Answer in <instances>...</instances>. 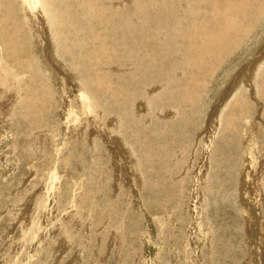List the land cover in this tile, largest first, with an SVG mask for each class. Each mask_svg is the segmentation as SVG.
<instances>
[{"label": "rangeland", "instance_id": "374dc122", "mask_svg": "<svg viewBox=\"0 0 264 264\" xmlns=\"http://www.w3.org/2000/svg\"><path fill=\"white\" fill-rule=\"evenodd\" d=\"M50 1L0 0V264H264V0Z\"/></svg>", "mask_w": 264, "mask_h": 264}, {"label": "bare ground", "instance_id": "6f19581e", "mask_svg": "<svg viewBox=\"0 0 264 264\" xmlns=\"http://www.w3.org/2000/svg\"><path fill=\"white\" fill-rule=\"evenodd\" d=\"M31 1H32V0H31ZM35 1H36V0H35ZM56 1H57V0H56ZM66 1H67V0H66ZM66 1H65V2H66ZM74 1H76V0H74ZM82 1H83V0H82ZM89 1H90V0H89ZM91 1H92V0H91ZM99 1H100V0H99ZM107 1H108V0H107ZM114 1H116V0H114ZM127 1H129V0H127ZM216 1H217V0H216ZM218 1H219V0H218ZM220 1H221V0H220ZM220 1H219V2H220ZM224 1H225V0H223V3L225 4L226 2H224ZM226 1H227V0H226ZM236 1H237V0H236ZM241 1H242V0H241ZM243 1H244V0H243ZM254 1H255V0H254ZM258 1H259V0H258ZM15 2H16V1H15ZM18 2H19V1H18ZM18 2H17V3H18ZM20 2H22V1H20ZM50 2H53V1L51 0ZM79 2H81V0H79ZM79 2H78V3H79ZM83 2H84V1H83ZM94 2H95V0H94ZM112 2H113V1H112ZM132 2L134 3L135 1L132 0ZM132 2L129 1V3H132ZM144 2H145V0H144ZM177 2H178V1H177ZM214 2H215V1H214ZM228 2H229V0H228ZM228 2H227V3H228ZM230 2H231V1H230ZM244 2H245V1H244ZM244 2H243V3H244ZM256 2H257V1H256ZM25 3H26V6H27V5H28L27 2H25ZM53 3H54V2H53ZM56 3H57V2H55V4H56ZM58 3H59V1H58ZM58 3H57V4H58ZM67 3H68V1H67ZM69 3H70V2H69ZM75 3H76V2H75ZM78 3H77V4H78ZM86 3H87V1H86ZM86 3H85V4H86ZM92 3H93V2H92ZM92 3H91V4H92ZM97 3H98V2H97ZM133 3H132V4H133ZM215 3H216V2H215ZM220 3H221V2H220ZM232 3H233V1H232ZM23 4H24V3H23ZM46 4H47V3H46ZM60 4H62V3H60ZM60 4H58V5H60ZM64 4H65V3H64ZM71 4H73V3H71ZM87 4H88V3H87ZM87 4H86V5H87ZM113 4H115V3H113ZM136 4H137V1H136ZM144 4H145V3H144ZM177 4H178V3H177ZM216 4H217V3H216ZM238 4H239V1H238ZM255 4H256V3H255ZM255 4L253 3L254 6H255ZM257 4H258V2H257ZM257 4H256V5H257ZM259 4H260V3H259ZM263 4H264V3H263ZM20 5H21V3H20ZM65 5H66V4H65ZM65 5H64V6H65ZM80 5H81V4H80ZM89 5H90V4H89ZM92 5H93V4H92ZM101 5H102V4H101ZM104 5H105V4H104ZM141 5H142V4L140 3L139 7H140ZM227 5H228V4H227ZM230 5H231V4H229V6H230ZM233 5H235V3H234ZM253 5H252V6H253ZM5 6H6V5H5ZM16 6H18V4H17ZM28 6H29V5H28ZM44 6H45V5H44ZM53 6H54V5H53ZM64 6H62V7H64ZM68 6H69V5H68ZM76 6H78V5H76ZM95 6H96V5H95ZM136 6H138V5H136ZM216 6H217V5H216ZM218 6H220V5H218ZM221 6H222V5H221ZM229 6H228V7H229ZM231 6H232V5H231ZM243 6H244V4H243ZM252 6H251V7H252ZM260 6H261V5H260ZM19 7H20V6H19ZM23 7H24V6H23ZM23 7H22V8H23ZM35 7H36V5H35ZM51 7H52V6H51ZM66 7H67V6H66ZM108 7H110V6L108 5ZM108 7H107V9H108ZM130 7H131V6H130ZM132 7H133V6H132ZM139 7H134V8H138L139 10H141ZM141 7L144 8L143 6H141ZM223 7H224V5H223ZM228 7H226V5H225V8H227V11H228V10H232L231 8L229 9ZM232 7H233V6H232ZM234 7H235V6H234ZM239 7H240V6H239ZM251 7H250V10L252 9ZM262 7H264V6H262ZM262 7H261V8H262ZM12 8H13V7H12ZM14 8H15V7H14ZM28 8H29V7H28ZM32 8H33V7H32ZM46 8H47V7H46ZM52 8H53V7H52ZM60 8H61V5H60ZM60 8H59V9H60ZM70 8H71V6H70ZM84 8H85V7H84ZM88 8H89V7H88ZM146 8H147V7H146ZM237 8H238V7H237ZM246 8H247V7H246ZM35 9H36V8H35ZM66 9H67V8H66ZM72 9H74V8H72ZM77 9H78V8H77ZM122 9H123V8H122ZM124 9H125V8H124ZM131 9H132V8H131ZM131 9H129V10H131ZM147 9H148V8H147ZM147 9H146V10H147ZM217 9H218V8H217ZM217 9H215V10H217ZM233 9L235 10L236 8H233ZM248 9H249V8H248ZM254 9H255V8H254ZM254 9H253V10H254ZM23 10H24V9H23ZM23 10H21V11H23ZM39 10H40V9H39ZM54 10H55V12H56V10H57L56 5H55V9H54ZM64 10H65V7H64ZM75 10H76V8H75ZM91 10H92V9H91ZM97 10H98V9H97ZM102 10H103V9H102ZM118 10H119V9H118ZM120 10H121V9H120ZM135 10L137 11V9H135ZM135 10L133 9L134 12H136ZM142 10H143V9H142ZM142 10H141V11H142ZM183 10H185V9H183ZM239 10L242 11V10H243V7L240 8ZM250 10H248V12H250ZM259 10H261V9L258 8V11H257L258 13H259ZM35 11H36V10H35ZM37 11H38V9H37ZM50 11H52V10L50 9ZM57 11H58V10H57ZM61 11H62V10H61ZM71 11H72V10H71ZM71 11H68V12H71ZM73 11H74V10H73ZM82 11H83V10H82ZM99 11H100V9H99ZM105 11H106V10H105ZM115 11H116V10H115ZM124 11H126V10H124ZM124 11H123L122 13H124ZM219 11L223 13L224 10H219ZM219 11H218V12H219ZM237 11H238V10H237ZM243 11L245 12V9H244ZM262 11H263V10H262ZM39 12H41V10H40ZM55 12H54L53 14H59L60 11H59L58 13H55ZM62 12H63V11H62ZM66 12H67V11H66ZM94 12H95V11H94ZM94 12H93V13H94ZM100 12H101V11H100ZM102 12H103V11H102ZM112 12H113V11H112ZM156 12H157V11H156ZM181 12H184V11H181ZM228 12H229V11H228ZM244 12H242V13H244ZM246 12H247V11H246ZM18 13H19V12H18ZM22 13H23V12H22ZM25 13H26V12H25ZM25 13H24L23 15H25ZM37 13H38V12H37ZM41 13H42V12H41ZM72 13H74V12H72ZM78 13H79V12H78ZM78 13H77V14H78ZM93 13H92V14H93ZM105 13H106V12H105ZM105 13H104V14H105ZM108 13H109V12H108ZM231 13H232V12H231ZM240 13H241V12H240ZM250 13H251V12H250ZM253 13H255V12H253ZM258 13H255V14H258ZM11 14H12V13H11ZM31 14H32V13H31ZM65 14H66V13H65ZM69 14H70V13H69ZM81 14H82V13H81ZM98 14H99V13H98ZM101 14H102V13H101ZM104 14H103V15H104ZM114 14H115V13H114ZM132 14H133V13H132ZM184 14H185V13H184ZM225 14H226V13H225ZM225 14H224V15H225ZM229 14H230V13H229ZM232 14H233V13H232ZM28 15H29V14H28ZM38 15H39V13H38ZM42 15H43V14H42ZM72 15H73V14H72ZM99 15H100V14H99ZM110 15H111V14H110ZM118 15H119V14H118ZM120 15H121V14H120ZM123 15H124V14H123ZM136 15H137V14L135 13L134 16H136ZM139 15H140V14H139ZM139 15H138V16H139ZM214 15H215V12H214ZM218 15H219V13H218ZM226 15H227V14H226ZM233 15H234V14H233ZM233 15H232V17H233ZM259 15H260V14H259ZM8 16H9V15H8ZM8 16H7V17H8ZM11 16H12V15H11ZM54 16H55V15H54ZM59 16H60V15H59ZM59 16H58V17H59ZM65 16H66V15H65ZM79 16H80V15H79ZM89 16H90V15H89ZM97 16H98V15H97ZM107 16H108V14H107ZM124 16H125V15H124ZM126 16H127V14H126ZM144 16H145V15H144ZM147 16H148V15H147ZM147 16H146V17H147ZM156 16H157V15H156ZM230 16H231V15H230ZM235 16H236V15H235ZM235 16H234V18H235ZM253 16H254V15H253ZM253 16H252V17H253ZM256 16H258V15H256ZM41 17H43V16H41ZM41 17H40L39 20H41ZM44 17H45V16H44ZM81 17H82V16H81ZM87 17H88V16H87ZM90 17H91V16H90ZM98 17H99V16H98ZM101 17H102V15H101ZM114 17H115V16H114ZM118 17H119V16H118ZM128 17H132V16H129V15H128ZM140 17H141V16H140ZM154 17H155V16H154ZM215 17H216V16H215ZM258 17H259V16H258ZM22 18H23V17H22ZM32 18H33V15H32ZM50 18H51V17H50ZM53 18H54V17H53ZM55 18H56V17H55ZM59 18L61 19V17H59ZM68 18H69V17L67 16V19H68ZM73 18H74V17H73ZM104 18H105V17H104ZM108 18H110V17L108 16ZM135 18H136V17H135ZM142 18H144V17H142ZM161 18H162V17H161ZM161 18H160V19H161ZM226 18H227V16H226ZM236 18H237V17H236ZM238 18H239V17H238ZM243 18H244V17H243ZM245 18H248V17L245 16ZM250 18H251V17H250ZM4 19H5V18H4ZM27 19H28V17H27ZM34 19H35V18H34ZM57 19H58V18H57ZM96 19H97V18H96ZM125 19H126V18H125ZM127 19H128V18H127ZM129 19H131V18H129ZM140 19H141V18H140ZM215 19H216V18H215ZM221 19H222V18H221ZM228 19H229V18H228ZM239 19H240V18H239ZM248 19H249V18H248ZM46 20H47V19H46ZM54 20H55V19H54ZM63 20H64V18H63ZM70 20H71V19H70ZM94 20H95V19H94ZM101 20H102V19H101ZM103 20H104V19H103ZM119 20L121 21V19H119ZM144 20H145V19H144ZM148 20H152V19H149V18H148ZM226 20H227V19H226ZM233 20H234V19H233ZM241 20H242V19H241ZM244 20H245V19H244ZM251 20H252V19H251ZM255 20H256V17H255ZM2 21H3V20H2ZM4 21H5V20H4ZM24 21H25V20H24ZM29 21H31L30 18H29ZM36 21H37V20H36ZM52 21H53V19H52ZM74 21H75V19H74ZM74 21H73V22H74ZM80 21H81V20H80ZM80 21H79V22H80ZM84 21H85V20H84ZM86 21H87V20H86ZM104 21H105V20H104ZM124 21H125V20H124ZM124 21H123V22H124ZM128 21H129V20H128ZM137 21H138V20H136V22H137ZM157 21H158V20H157ZM160 21H161V20H160ZM221 21H222V20H221ZM230 21H231V20H230ZM246 21H247V20H246ZM56 22H57V21H56ZM58 22H59V20H58ZM65 22H66V21H65ZM65 22H64L63 24L66 25ZM73 22H72V24H73ZM107 22H108V21H107ZM142 22H143V21L141 20V23H142ZM147 22H148V21H147ZM155 22H156V21H155ZM224 22H225V21H224ZM256 22H257V21H256ZM4 23H5V22H4ZM6 23H7V22H6ZM31 23H32V22H31ZM31 23H30V24H31ZM48 23H49V22H48ZM48 23L45 22V24H48ZM52 23H53V22H52ZM59 23H60V22H59ZM70 23H71V22H70ZM88 23H89V22H88ZM103 23L105 24L106 22H103ZM115 23H116V22H115ZM124 23H125V22H124ZM127 23H128V22H127ZM130 23H132V22H130ZM130 23H128V24H130ZM158 23H159V22H158ZM168 23H169V22H168ZM206 23H207V22H206ZM227 23H228V22H227ZM227 23H225V25H227ZM2 24H3V23H2ZM12 24H13V23H12ZM24 24H25V23H24ZM36 24H37V23H35V25H36ZM40 24H41V23H40ZM61 24H62V23H61ZM122 24H123V23H122ZM138 24H139V23H137V26L140 25V24H139V25H138ZM142 24H143V23H142ZM144 24H146V23H144ZM147 24H148V23H147ZM159 24H161L160 27H162V23H159ZM219 24L222 25L221 27H223V23L221 24V23L219 22ZM239 24H240V23H239ZM243 24H244V23H243ZM247 24H248V23H247ZM250 24H251V23H250ZM250 24H249V25H250ZM32 25H33V23H32ZM38 25H39V24H38ZM43 25H44V23L41 24V27H42ZM55 25H56V24H55ZM70 25H71V24H70ZM97 25H100V24H97ZM102 25H103V24H102ZM105 25H106V24H105ZM216 25H217V23H216ZM220 25H219V26H220ZM225 25H224V26H225ZM232 25H233V23H232ZM241 25H242V24H241ZM25 26H26V24H25ZM36 26H37V25H36ZM47 26H48V25H47ZM74 26H75V25H74ZM84 26H85V25H84ZM106 26H107V25H106ZM110 26H111V25H110ZM113 26H114V25H113ZM113 26H112V27H113ZM118 26H119V24H118ZM131 26H132V24H131ZM142 26H143V25H142ZM147 26H148V25H147ZM149 26H150V25H149ZM203 26H204V25H203ZM211 26H212V24H211ZM217 26H218V25H217ZM233 26H234V25H233ZM237 26H238V24H237ZM239 26H240V25H239ZM250 26H251V25H250ZM3 27H4V26H3ZM3 27H2V29H3ZM11 27H12V26H11ZM11 27H10V28H11ZM21 27H22V26H21ZM38 27H39V26H38ZM43 27H44V26H43ZM56 27H57V26H56ZM56 27H55V28H56ZM87 27H88V26H87ZM108 27H109V25H108ZM150 27H151V30H152V26H150ZM158 27H159V26H158ZM221 27H220V29H221ZM228 27H229V23H228ZM243 27H244V26H243ZM30 28H31V27H30ZM33 28L35 29V27L32 26V29H33ZM53 28H54V26H53ZM75 28L77 29V26H76ZM78 28H79V27H78ZM100 28H101V27H100ZM106 28H107V27H106ZM135 28L137 29V27H135ZM141 28H142V27H141ZM207 28H208V27H207ZM216 28H217V27H216ZM239 28H240V30H241V26H240ZM247 28H248V27H246V29H247ZM252 28H253V27H252ZM2 29H1V30H2ZM47 29H48V28H47ZM84 29H85V28H84ZM114 29H115V28H114ZM119 29H120V28H119ZM161 29H162V28H161ZM211 29H213V28H211ZM217 29H218V28H217ZM224 29H225V28H224ZM236 29H238V28H236ZM246 29H244V30H246ZM15 30L17 31V29H15ZM28 30H29V29H28ZM35 30H36V29H35ZM43 30H44V29H43ZM55 30H56V29H55ZM58 30H59V29H58ZM77 30H78V29H77ZM80 30H81V29H80ZM80 30H79V31H80ZM85 30H86V29H85ZM88 30H90V28H89ZM104 30H105V27H104ZM106 30H107V29H106ZM127 30H128V29H127ZM132 30H133V29H132ZM134 30H135V29H134ZM215 30H216V29H215ZM218 30H219V29H218ZM222 30H223V29H222ZM225 30H226V29H225ZM231 30H232V29H231ZM233 30H234V29H233ZM233 30L230 31V32H233ZM5 31H6V30L4 29V32H5ZM8 31H10V30H8ZM30 31H32V30H30ZM90 31H91V30H90ZM99 31H100V30H99ZM115 31H116V30H115ZM117 31H118V30H117ZM119 31H121V30H119ZM128 31H129V30H128ZM152 31L154 32L155 30L153 29ZM157 31H158V30H157ZM227 31H228V30H227ZM227 31H226V34L228 33ZM0 32H2V31H0ZM14 32H15V31H14ZM42 32H43V31H42ZM47 32H48V31H47ZM91 32H92V31H91ZM108 32H109V30H108ZM112 32H113V31H112ZM134 32H135V31H134ZM139 32H140V31H139ZM148 32H149V31H148ZM209 32H210V31H209ZM214 32H215V31H214ZM220 32H221V31H219L218 33L221 35ZM222 32H223V31H222ZM234 32H235V30H234ZM238 32H239V30H238ZM241 32H242V30H241ZM243 32H244V31H243ZM243 32H242V33H243ZM2 33H3V32H2ZM16 33H18V32H16ZM16 33H15V34H16ZM34 33H35V31H34ZM59 33H61V31H59ZM59 33H58V34H59ZM62 33H63V31H62ZM62 33H61V35L63 36L64 34H62ZM93 33H94V32H93ZM159 33H161V32H159ZM223 33H224V32H223ZM246 33H247V32H246ZM248 33H249V32H248ZM0 34H1V33H0ZM6 34L8 35V33H6ZM13 34H14V33H13ZM13 34H12V37H13ZM18 34H19V33H18ZM30 34H31V33H30ZM48 34H49V33H48ZM58 34H57V35H58ZM98 34H99V33H98ZM137 34H138V33H137ZM145 34H147V33H145ZM161 34H162V33H161ZM210 34H212V32H211ZM215 34H216V32H215ZM228 34H229V33H228ZM235 34H237V33L235 32ZM238 34H240V33H238ZM41 35L43 36V34H41ZM49 35H50V34H49ZM51 35H52V34H51ZM51 35H50V36H51ZM66 35H67V34H65V36H66ZM96 35H97V34H96ZM100 35H102V34H100ZM105 35H108V34H105ZM148 35H149V34H148ZM159 35H160V34H159ZM206 35H207V34H206ZM208 35H209V34H208ZM213 35H214V34H213ZM216 35H217V34H216ZM222 35H223V34H222ZM229 35H230V34H229ZM232 35H233V34H232ZM248 35H249V34H248ZM17 36H18V35H17ZM31 36H32V35H31ZM35 36H36V35H35ZM42 36H41V37H42ZM50 36H49V37H50ZM55 36H56V34H55ZM108 36H109V35H108ZM108 36H107V37H108ZM118 36H119V35H118ZM128 36H129V35H128ZM154 36H155V35H154ZM160 36H161V35H160ZM162 36H163V35H162ZM187 36H188V35H187ZM210 36H211V35H210ZM230 36H231V35H230ZM240 36H241V35H240ZM243 36H244V33H243ZM259 36H260V35H259ZM4 37H5V36H4ZM7 37H8V36H7ZM53 37H54V36H53ZM87 37H88V36H87ZM104 37H105V36H104ZM109 37H110V36H109ZM119 37H120V36H119ZM125 37L127 38V36H125ZM125 37H123V39H124ZM157 37H158V35H157ZM188 37H189V36H188ZM212 37H213V36H212ZM220 37H221V36H220ZM226 37H227V36H226ZM260 37H261V36H260ZM8 38H9V37H8ZM36 38H38V36H37ZM44 38H45V37H44ZM59 38H60V36H59ZM89 38H90V37H89ZM100 38H102V37L100 36ZM105 38H106V37H105ZM113 38H115V37H113ZM116 38H117V37H116ZM136 38H137V37H136ZM146 38H148V37L146 36ZM205 38H207V37H205ZM210 38H211V37H210ZM215 38H216V37H215ZM221 38H223V36H222ZM236 38H237V37H236ZM236 38H235V39H236ZM242 38H243V37H242ZM262 38H263V37H262ZM3 39H4V38H3ZM54 39H56V38H54ZM94 39H96V38H94ZM107 39H108V38H107ZM109 39H110V38H109ZM133 39H134V37H133ZM144 39H145V37H144ZM196 39H197V38H196ZM231 39H232V38H231ZM231 39H230V40H231ZM244 39H245V38H244ZM11 40H12V39H11ZM14 40H15V39H14ZM14 40H13V41H14ZM36 40H37V39H35V41H36ZM48 40H49V39H48ZM51 40H53V39H51ZM87 40H88V39H87ZM91 40H92V39H91ZM118 40H119V39H118ZM118 40H117V41H118ZM135 40H136V39H135ZM135 40H134V41H135ZM149 40H150V38H149ZM177 40H179V39H177ZM204 40H205V39H204ZM206 40H208V39H206ZM206 40H205V41H206ZM209 40H210V39H209ZM211 40H212V39H211ZM226 40H227V39H226ZM228 40H229V37H228ZM230 40H229V41H230ZM251 40H252V39H251ZM251 40H250V41H251ZM17 41H18V40H16V42H17ZM56 41H57V40H56ZM59 41H61V40H59ZM59 41H58V42H59ZM78 41H79V40H78ZM92 41L95 42L96 40H92ZM101 41H102V40H101ZM101 41H100V42H101ZM121 41H122V40H121ZM128 41H129V40H128ZM137 41H139V40H137ZM137 41H136V42H137ZM217 41H221V40H217ZM222 41H223V40H222ZM236 41H239V40H236ZM4 42H5V40H4ZM4 42H3V43H4ZM7 42H8V41H7ZM19 42H20V40H19ZM19 42H18V43H19ZM21 42H23V41H21ZM32 42H34V41H32ZM38 42H39V41H38ZM38 42H37V43H38ZM58 42H57V43H58ZM61 42H62V41H61ZM89 42H90V41H89ZM94 42H93V43H94ZM104 42H105V41H104ZM142 42H143V41H142ZM147 42H148V41H147ZM207 42H208V41H207ZM210 42H211V41H210ZM215 42H216V41H215ZM223 42H224V41H223ZM223 42H222V43H223ZM227 42H228V41H227ZM233 42H235V41H233ZM251 42L253 43L254 41H251ZM257 42H259V41L257 40ZM8 43H10V42H8ZM8 43H7V44H8ZM18 43H16V44H17L16 46H18V45L21 44V43H20V44H18ZM50 43H51V41L49 42V45H51ZM67 43H69V42L67 41ZM85 43H86V41H85ZM95 43H96V42H95ZM105 43H107V42H105ZM137 43H138V42H137ZM180 43H181V42H180ZM185 43H186V41H185ZM193 43H194V42H193ZM197 43H198V42H197ZM201 43H202V42H201ZM219 43H220V42H219ZM222 43H220V45H223ZM238 43H239V42H238ZM13 44H14V42H13ZM33 44H34V43H33ZM35 44H36V43H35ZM39 44H40V43H39ZM63 44H64V43H63ZM63 44H62V45H63ZM79 44H80V43H79ZM113 44H114V43H113ZM132 44H133V42H132ZM135 44H136V43H135ZM147 44H148V43H147ZM204 44H205V43H203V45H204ZM206 44H207L208 46H210V45L213 44V43L211 42L210 44H208V43H206ZM229 44H230V43H229ZM257 44H259V43H257ZM8 45L10 46V44H8ZM22 45L24 46V43H23ZM37 45H38V44H37ZM37 45H36V47H37ZM41 45H42V44H41ZM55 45H56V44H55ZM60 45H61V44H60ZM97 45H98V43H97ZM99 45H101V43H100ZM99 45H98V46H99ZM115 45H116V44H115ZM130 45H131V44H130ZM144 45H145V44H144ZM154 45H155V44H154ZM199 45H201V44H199ZM214 45H215V44H214ZM214 45H213V46H214ZM233 45H234V43L232 44V46H233ZM237 45H238V44H237ZM32 46H33V45H32ZM45 46H46V45H45ZM47 46H48V45H47ZM51 46H52V45H51ZM63 46H64V45H63ZM68 46H69V44H68ZM68 46H67V47H68ZM73 46H74V45H73ZM86 46H87V45H86ZM88 46H89V45H88ZM90 46H92V45H90ZM94 46H96V44H95ZM98 46H97V47H98ZM101 46H102V45H101ZM104 46H106V45H104ZM111 46H112V45H111ZM111 46L107 44V49H108V47H111ZM138 46H139V45H138ZM138 46H137L136 48H138ZM149 46H150V44H149ZM156 46H158V45H156ZM156 46H155V48H156ZM204 46H205V45H204ZM213 46H212V47H213ZM225 46H228L227 43H226ZM235 46H236V45H235ZM255 46H256V45H255ZM262 46H263V45H262ZM40 47H41V46H40ZM54 47H55V46H54ZM59 47H61V46H59ZM113 47H114V46H113ZM115 47H117V46H115ZM115 47H114V48H115ZM123 47H124V46H123ZM134 47H135V45H134ZM141 47H143V46L141 45ZM165 47H166V46H165ZM210 47H211V46H210ZM210 47H209V48H210ZM216 47H219V46L216 45ZM222 47H223V46H222ZM7 48H8V50H9L11 47H10V48L7 47ZM13 48H14V47H13ZM13 48H12V49H13ZM20 48H21V46H20ZM37 48H38V47H37ZM44 48H45V47H44ZM49 48H50V47H49ZM64 48H65V46H64ZM64 48H63V49H64ZM101 48H103V47H100V49H101ZM132 48H133V47H132ZM132 48H131V49H132ZM136 48H135V49H136ZM157 48H159V47H157ZM168 48L170 49V47H168ZM168 48H167V49H168ZM196 48H197V47H196ZM223 48H224V47H223ZM229 48H230V47H229ZM229 48H228V50H229ZM252 48H253V47L251 46L250 49H252ZM260 48H261V47H260ZM22 49H23V48H22ZM38 49H39V48H38ZM41 49H43V46L41 47ZM80 49H81V48H80ZM110 49H111V48H110ZM115 49H116V48H115ZM135 49H133V50L135 51ZM149 49H150V48H149ZM152 49H153V48H152ZM169 49H168V51L171 50V49H170V50H169ZM207 49H208V48H206V50H207ZM212 49L214 50L215 48H212ZM212 49H210V50L213 51ZM15 50H16V49H15ZM34 50H35V48H34ZM65 50H67V48H66ZM81 50H83V49H81ZM86 50H87V48H86ZM112 50H113V49H112ZM147 50H148V49H147ZM163 50H164V49H163ZM163 50H162V51H163ZM172 50H174V49H172ZM203 50H204V49H203ZM206 50H205V51H206ZM215 50H216V49H215ZM218 50H219V49H218ZM220 50L222 51L221 47H220ZM226 50H227V49H226ZM226 50H224V51H226ZM255 50H257V48H256ZM260 50H261V49H260ZM263 50H264V49H263ZM43 51H44V50H43ZM61 51H62V50H61ZM83 51H84V50H83ZM89 51H90V52H89ZM107 51H108V50H107ZM114 51H115V50H114ZM125 51H126V50H125ZM166 51H167V50H166ZM205 51H204V52H205ZM207 51H209V50H207ZM207 51H206V52H207ZM211 51L209 52V54L211 53ZM11 52H12V50H11ZM88 52H89V54H90V53H91V50L88 49ZM96 52H97V51H96ZM105 52H106V51H105ZM109 52H110V51H109ZM111 52H112V51H111ZM111 52H110V53H111ZM117 52H118V51H117ZM117 52H116V53H117ZM130 52H131V51H130ZM150 52H151V50H150ZM152 52H153V50H152ZM158 52H159V50H158ZM158 52H155V54L158 53ZM170 52H171V51H170ZM45 53H46V51H45ZM57 53H58V52H57ZM62 53H63V52H62ZM62 53H61V54H62ZM93 53H94V52H93ZM93 53H92V55H93ZM97 53H98V52H97ZM113 53H114V52H113ZM122 53H125V52H122ZM135 53H136V52H135ZM140 53H141V52H140ZM140 53H139V55H140ZM160 53H161V52H160ZM225 53H226V52H225ZM261 53H263V52L261 51ZM17 54H18V53H17ZM65 54H66V53H65ZM67 54H68V53H67ZM84 54H85V53H84ZM95 54H96V53H95ZM119 54H121V52H120ZM132 54H133V53H132ZM142 54H143V53H142ZM167 54H168V53H167ZM223 54H224V52L222 53V55H223ZM258 54H259V53H258ZM50 55H52V54H50ZM59 55H60V54H59ZM68 55H70V54H68ZM82 55H83V54H82ZM90 55H91V54H90ZM130 55H131V54H130ZM149 55H150V54H149ZM157 55H158V54H157ZM206 55H207V54H206ZM213 55H218V54H217V53L215 54V52H214ZM220 55H221V53H220ZM222 55H221V56H222ZM263 55H264V54H263ZM14 56H15V55H14ZM14 56H13V57H14ZM17 56H18V55H17ZM60 56H62V55H60ZM86 56H87V55H86ZM95 56H96V58H97L98 54L95 55ZM99 56H101V55H99ZM123 56H124V55H123ZM125 56H126V55H125ZM127 56H128V55H127ZM132 56H133V55H132ZM151 56H152V55H151ZM159 56H160V55H159ZM172 56L174 57V55H172ZM193 56H195V55H193ZM198 56H199V55H198ZM210 56H211V55H210ZM224 56H225V55H224ZM261 56H262V55H261ZM261 56L259 55V57H261ZM7 57H8V56H7ZM15 57H16V56H15ZM15 57H14V58H15ZM62 57H63V56H62ZM82 57H83V56H82ZM118 57H119V56H118ZM141 57H142V56H141ZM153 57H154V55H153ZM167 57H169V56H167ZM182 57H183V56H182ZM195 57H196V56H195ZM208 57H209V56H208ZM215 57H217V56H215ZM218 57H219V55H218ZM218 57H217V58H218ZM225 57H226V56H225ZM257 57H258V56H257ZM263 57H264V56H263ZM18 58H19V57H18ZM37 58H38V57H37ZM44 58H45V57H44ZM48 58H49V57H48ZM53 58H54V57H53ZM108 58H109V57H108ZM127 58H129V56H128ZM127 58H126V59H127ZM130 58H132V57L130 56ZM160 58H161V57H160ZM164 58H166V57H163L162 59H164ZM222 58H223V57H222ZM261 58H262V57H261ZM261 58H260V59H261ZM10 59H11V58H10ZM15 59H16V58H15ZM94 59H95V58H94ZM99 59H101V57H100ZM110 59H111V58H110ZM124 59H125V58H124ZM132 59H133V58H132ZM137 59H138V58H137ZM137 59H136V60H137ZM146 59H147V58H146ZM146 59H145V60H146ZM155 59H156V58H155ZM208 59H209V58H208ZM210 59H211V57H210ZM212 59H213V58H212ZM214 59H215V58H214ZM39 60H40V59H39ZM79 60H80V59H79ZM81 60H83V59H81ZM90 60H91V59H90ZM165 60H166V59H164V61H165ZM193 60H194V59H193ZM202 60H203V59H202ZM202 60H201V61H202ZM216 60H217V59H216ZM219 60L221 61V59H219ZM237 60H238V59H237ZM257 60H259V59H257ZM10 61H11V60H10ZM17 61H18V60H17ZM52 61H54V60H52ZM58 61H59V60H58ZM101 61H102V60H101ZM103 61H105V59H104ZM129 61H130V60H129ZM142 61H143V58L141 59L140 62H142ZM152 61H153V60H152ZM162 61H163V60H162ZM162 61H161V62H162ZM168 61H169V59H168ZM170 61H171V60H170ZM180 61H181V60H180ZM195 61H196V60H194V62H195ZM197 61H198V60H197ZM199 61H200V60H199ZM205 61H208V60H205ZM233 61H234V60H233ZM239 61H240V60H239ZM262 61H263V60H262ZM18 62H19V61H18ZM59 62H61V61H59ZM75 62H76V61H75ZM75 62H74V63H75ZM82 62H83V61H82ZM210 62H211V61H210ZM253 62H254V61H253ZM53 63H55V62H53ZM57 63H58V62H57ZM57 63H56V64H57ZM68 63H69V62H68ZM77 63H78V62H77ZM84 63H85V62H83V64H84ZM90 63H91V62H90ZM102 63L104 64V62H102ZM142 63H143V62H142ZM170 63H171V62H170ZM203 63H204V62H203ZM208 63H209V61H208ZM208 63H206V65H207ZM216 63H217V62H216ZM220 63H221V62H220ZM247 63L249 64V62H247ZM254 63L256 64V60H255ZM254 63L250 64L251 67L253 66ZM45 64H46V63H45ZM45 64H44V65H45ZM60 64H61V63H59V65H60ZM80 64H81V63H80ZM103 64H102V65H103ZM143 64H144V63H143ZM146 64H147V63H146ZM148 64H149V63H148ZM151 64H152V63H151ZM194 64H195V63H194ZM199 64H201V63H199ZM199 64H198V65H199ZM209 64H210V63H209ZM209 64H208V65H209ZM237 64H238V63H237ZM237 64H236V67H235L236 69L234 68L235 71L237 70V66H239V65H237ZM259 64H260V63H257V64L254 65L253 67H255V66L259 65ZM92 65H93V64H92ZM203 65H204V64H203ZM214 65H215V64H214ZM216 65H217V64H216ZM220 65H221V64H220ZM250 65H249V66H250ZM261 65H263V64H260V66H261ZM41 66H42V65H41ZM56 66H57V65H56ZM60 66H61V65H60ZM93 66H94V65H93ZM143 66H144V65H143ZM181 66H183V65H181ZM184 66H185V65H184ZM249 66H248V68H249ZM42 67H43V66H42ZM61 67H62V66H61ZM65 67H66V66H65ZM83 67H84V66H83ZM89 67H90V66H89ZM97 67H98V65H97ZM105 67H106V65H105ZM149 67H150V66H149ZM168 67H169V66H168ZM187 67H188V66H187ZM189 67H190V66H189ZM208 67H210V66H208ZM218 67H219V66H218ZM221 67H222V66H221ZM231 67H232V66H231ZM243 67H244V66H243ZM53 68H54V67H53ZM63 68H64V67H63ZM63 68H62V69H63ZM102 68H103V67H102ZM110 68H111V67H110ZM115 68H117V67H115ZM115 68H113V69H115ZM143 68H145V67H143ZM146 68H147V67H146ZM170 68H171V67H170ZM170 68H166V69L170 70ZM191 68H192V67H191ZM195 68H196V67H195ZM212 68H213V67H212ZM212 68H211V69H212ZM65 69H67V68H65ZM82 69L84 70V68H82ZM95 69H96V68H95ZM97 69H98V68H97ZM106 69H107V67H106ZM148 69H149V68H148ZM151 69H152V68H150V71H151ZM173 69H175V68H173ZM196 69H197V68H196ZM229 69H230V68H229ZM250 69H251V68H250ZM42 70H44V69H42ZM47 70H48V69H47ZM89 70H90V69H89ZM98 70H99V69H98ZM101 70H102V69H101ZM101 70H100V72H101ZM103 70H104V69H103ZM140 70H141V69H140ZM144 70H145V69H144ZM168 70H167V71H168ZM175 70H176V69H175ZM188 70H189V69H188ZM198 70H199V67H198ZM243 70H244V69H243ZM10 71H11V70H10ZM84 71H85V70H84ZM90 71H91V70H90ZM92 71H93V69H92ZM92 71H91V72H92ZM147 71H148V70H147ZM162 71H163V70H162ZM164 71H165V70H164ZM167 71H166V73H167ZM173 71H174V70H173ZM179 71H180V70H179ZM193 71H194V70H193ZM200 71L202 72V70H200ZM229 71H230V70H229ZM232 71H233V70H232ZM232 71H231V72H232ZM91 72H89V73H91ZM98 72H99V71H97L96 73H98ZM139 72H140V71H139ZM148 72H149V71H148ZM148 72H147V74H148ZM157 72H158V70H157ZM171 72H172V68H171ZM208 72H209V71H208ZM208 72H206V73H208ZM231 72H230V73H231ZM236 72L238 73V71H236ZM236 72H232V73H236ZM244 72H245V71H243V73H244ZM247 72H248V71H247ZM43 73H44V72H43ZM57 73H58V72H57ZM86 73H87V72H86ZM106 73H107V72H106ZM135 73H136V71H135ZM137 73H138V72H137ZM145 73H146V70H145ZM145 73L143 72V74H145ZM164 73H165V72H164ZM164 73H163V74H164ZM197 73H199V72H197ZM241 73H242V72H241ZM249 73H250V72H249ZM51 74H52V73H51ZM83 74H84V73H83ZM102 74H103V73H102ZM151 74H152V73H151ZM154 74H155V73H154ZM195 74H196V73H195ZM228 74H229V73H228ZM48 75H49V72H48ZM129 75H130V74H129ZM132 75H133V74H132ZM132 75H131V76H132ZM135 75H136V74H135ZM137 75H138V74H137ZM141 75H142V74H141ZM167 75H168V74H167ZM167 75H166V76H167ZM175 75H176V73H175ZM175 75H174V76H175ZM183 75H184V74H183ZM241 75H242V74H241ZM241 75H239V77H243V76H241ZM34 76H35V75H34ZM38 76L40 77V75H38ZM50 76H51V75H50ZM84 76H85V75H84ZM89 76H90V74H89ZM91 76H92V75H91ZM97 76H98V75H96V77H97ZM127 76H128V75H127ZM148 76H149V75H148ZM154 76H155V77H153V78H156V79H157L156 75H154ZM194 76H195V75H194ZM222 76H224V75H222ZM227 76H228V75H227ZM227 76H226V77H227ZM254 76H255V75H254ZM36 77H37V76H36ZM36 77H35V78H36ZM56 77H57V76H55L54 78H56ZM81 77H82V76H81ZM101 77H103V76H101ZM104 77L106 78L107 75L104 76ZM128 77H129V76H128ZM142 77H143V75H142ZM158 77H159V76H158ZM171 77H173V76H171ZM185 77H186V76H185ZM202 77H204V76H202ZM224 77H225V76H224ZM232 77H233V75H232ZM45 78H46V76H45ZM52 78H53V76H52ZM129 78H130V77H129ZM133 78H134V76H133ZM140 78H141V77H140ZM140 78L138 77V79H140ZM149 78L153 79L151 76H150ZM173 78H174V77H173ZM183 78H184V77H183ZM243 78H244V77H243ZM257 78H258V77H257ZM259 78H260V77H259ZM49 79H50V78H49ZM63 79H64V78H63ZM91 79H93V78L91 77ZM102 79H103V78H102ZM108 79H109V78H108ZM108 79H107V80H108ZM147 79H148V77H147ZM158 79H159V78H158ZM168 79H171V80H172V78H169V77H168ZM174 79H175V78H174ZM185 79H186V78H185ZM187 79H188V78H187ZM221 79H222V81L224 80V78H222V77H221ZM56 80H57V79H54L55 82H57ZM119 80H120V79H119ZM122 80H123V79H122ZM125 80H126V81H121V83H122V82H127V79H126V78H125ZM129 80L131 81V80H132V77H131V79H129ZM135 80H136V77H135ZM135 80L133 79L132 82H134ZM143 80H144V79H143ZM148 80H150V79H148ZM160 80H161V79H160ZM171 80H168V81H169V84L171 83V86H172L173 83L171 82ZM176 80H177V79H176ZM181 80H182L181 83H183V80H184V79H182V77H181ZM202 80H204V78H203ZM205 80H206V79H205ZM259 80H260V79H259ZM42 81H43V80H42ZM60 81H61V80H60ZM63 81H65V79H64ZM87 81H89V80H87ZM110 81H111V80H110ZM113 81H114V80H113ZM115 81H116V80H115ZM130 81H129V82H130ZM136 81H137V80H136ZM138 81H139V80H138ZM140 81H141V79H140ZM161 81H162V80H161ZM161 81H160V82H161ZM163 81H164V79H163ZM166 81H167V80H166ZM172 81H173V80H172ZM178 81H180V80H178ZM178 81H176V82H178ZM222 81H221V84H223ZM233 81H234V80H233ZM233 81H232V82H233ZM254 81H255V80H254ZM32 82H33V81H32ZM44 82H45V81H44ZM58 82H59V80H58ZM81 82H82V81H81ZM118 82H120V81H118ZM156 82H158V80H157ZM160 82H158V83H160ZM174 82H175V81H174ZM176 82H175V83H176ZM201 82H203V81H201ZM204 82H205V81H204ZM258 82H259V81H258ZM261 82H262V80H261ZM33 83H34V82H33ZM40 83H41V82H40ZM59 83H60V82H59ZM62 83H63V82H62ZM113 83H114V82H113ZM130 83H131V82H130ZM130 83H129V84H130ZM145 83H148V82H145ZM162 83H163V82H162ZM186 83H187V82H185V80H184V84H185V85H186ZM235 83H236V81H235ZM247 83H248V82H247ZM247 83H246V84H247ZM35 84H36V83H35ZM43 84H44V83H43ZM87 84H88V83H87ZM89 84H90V83H89ZM89 84H88V85H89ZM93 84H94V83H93ZM116 84H117V83H116ZM119 84H120V83H119ZM122 84H123V83H122ZM125 84H126V83H125ZM129 84L127 85V87L125 86V88L130 89L129 87H132V86H129ZM133 84L136 85V83H133ZM167 84H168V83H167ZM191 84H192V83H191ZM195 84H197V83L195 82ZM41 85H42V84H41ZM65 85H66V84H65ZM97 85H98V84H97ZM113 85H115V83H114ZM131 85H132V84H131ZM135 85H134V86H135ZM140 85H142V84L140 83ZM147 85H148V84H147ZM149 85H150V84H149ZM153 85H154V81H153ZM159 85H160V84H159ZM173 85H175V84H173ZM181 85H182V84H181ZM185 85H184V86H185ZM193 85H194V83H193ZM42 86H43V85H42ZM44 86H45V85H44ZM72 86H73V85H72ZM94 86H96V85H94ZM98 86H99V85H98ZM100 86H102V85H100ZM115 86H116V85H115ZM143 86H144V85H142V86H140V87L138 86V88H142V89H143ZM182 86H183V85H182ZM191 86H192V85H191ZM245 86H246V85H245ZM36 87L38 88V86H36ZM59 87H60V86H59ZM62 87H63V86H62ZM64 87H65V86H64ZM64 87H63V89H64ZM81 87H82V86H81ZM85 87H86V86H85ZM92 87H93V86H92ZM92 87H91V88H92ZM96 87H97V86H96ZM107 87H108V86H107ZM109 87H111V86H109ZM109 87H108V89H109ZM118 87H119V86H118ZM145 87H146V86H145ZM148 87H150V86H147V89H148ZM159 87H160V86H159ZM161 87H166V85H165V86H162V85H161ZM167 87L169 88L168 85H167ZM218 87H220V86H218ZM221 87H222V85H221ZM221 87H220L219 90H221ZM224 87H225V86H224ZM224 87H223V88H224ZM232 87H233V86H232ZM262 87H264V86H262ZM47 88H48V87H47ZM69 88H70V87H69ZM97 88H98V87H97ZM99 88H100V87H99ZM99 88H98V89H99ZM125 88H124V89H125ZM136 88H137V86H136ZM150 88H151V87H150ZM150 88H149V89H150ZM176 88H177V87L175 86L174 90H175ZM180 88H183V87H180ZM187 88H188V86H187ZM187 88H186V89H187ZM202 88H203V85H202ZM223 88H222V89H223ZM234 88H235V87H234ZM249 88H250V87H249ZM39 89H40V88H39ZM95 89H96V88H95ZM95 89H94V90H95ZM102 89H103V88H102ZM108 89H107V90H108ZM119 89H120V88H119ZM128 89H127V90H128ZM131 89L133 90V88H131ZM131 89H130V91H132ZM134 89H135V88H134ZM142 89H141V90H142ZM157 89H158V87H157ZM216 89H217V91H218V88H217V87H216ZM225 89H226V90H224V89H223V90L226 92V91H227V86L225 87ZM228 89L230 90L229 87H228ZM231 89H233V88H231ZM263 89H264V88H263ZM60 90H61V88H60ZM64 90H65V89H64ZM64 90H63V93H64ZM68 90H69V89H68ZM70 90H71V89H70ZM70 90H69V91H70ZM103 90H104V89H103ZM115 90H116V89H115ZM141 90H140V91H141ZM159 90H160V89H159ZM170 90H171V92H173V91H172V88L169 89L168 92H170ZM250 90H251V89H250ZM66 91H67V90H66ZM66 91H65V93H66ZM89 91H90V90H89ZM95 91H97V90H95ZM104 91H105V93H107L106 89H105ZM108 91H109V90H108ZM112 91H114V90H112ZM116 91H117V90H116ZM125 91H126V90H125ZM130 91L128 92V95L130 94ZM144 91H146V89H144ZM148 91H149V90H148ZM165 91H166V89H165ZM183 91H184V90H183ZM183 91H182V92H183ZM224 91H223V92H224ZM260 91H261V90H260ZM263 91H264V90H263ZM39 92H40V91H39ZM87 92H88V91H87ZM110 92H111V91H110ZM126 92H127V91H126ZM138 92H139V91H138ZM141 92H142V91H141ZM150 92H151V94H152L153 89H152ZM154 92H155V90H154ZM162 92H163V91H162ZM166 92H167V91H166ZM220 92H222V91H220ZM220 92H219V93H220ZM228 92H231V91H228ZM232 92H233V91H232ZM232 92H231V94H232ZM77 93H78V92H77ZM77 93H76V94H77ZM96 93H98V92H96ZM108 93H109V92H108ZM116 93H119V91L116 92ZM121 93H123V90H122ZM145 93H147V92H145ZM156 93L159 94L158 92H156ZM174 93H175V91H174ZM179 93H180V92H179ZM179 93H178V94H179ZM196 93H197V92H196ZM214 93H215V92H214ZM30 94H32V93H30ZM119 94H120V93H119ZM123 94H124V93H123ZM141 94H144V93L142 92ZM163 94L165 95L164 92H163ZM172 94H173V93H171V95H172ZM185 94H186V93H185ZM197 94H198V93H197ZM223 94H225V93H223ZM231 94L228 93V94H226V95H231ZM41 95H42V94H41ZM47 95H48V93H47ZM78 95H79V94H78ZM101 95H103V93H102ZM154 95H155V94H154ZM160 95H161V91H160ZM160 95H159V96H160ZM164 95H163V96H164ZM166 95L169 96L170 94H167V93H166ZM166 95L164 96V98H160V99H165V101H166V100H167L166 98H168V96L166 97ZM226 95H225V96H226ZM48 96H49V95H48ZM63 96H65V95H63ZM76 96H77V95H76ZM88 96H89V95H88ZM104 96L106 97V94H105ZM108 96H109V95H108ZM112 96H113V95H112ZM112 96H111V97H112ZM125 96H126V95H125ZM143 96H144V95H143ZM143 96H142V98H143ZM157 96H158V95H157ZM157 96H156V97H157ZM159 96H158V97H159ZM172 96H173V95H172ZM176 96H177V95H176ZM181 96H182V95H181ZM183 96H184V95H183ZM217 96H218V95H217ZM219 96H221V95L219 94ZM223 96H224V95H223ZM73 97H74V96H73ZM77 97H79V96H77ZM109 97H110V96H109ZM130 97H131V96H130ZM146 97H147V96H146ZM146 97H145V98H146ZM150 97H153V98H154V96H151V95H150ZM160 97H161V96H160ZM169 97H171V96H169ZM173 97H174V96H173ZM196 97H198V96L196 95ZM227 97H229V96H227ZM47 98H49V97H47ZM50 98H51V97H50ZM64 98H65V97H64ZM112 98H114V97H112ZM118 98H119V97H118ZM128 98H129V97H128ZM135 98H136V97H135ZM135 98H134V99H135ZM138 98L140 99L139 96H138ZM171 98H172V97H171ZM180 98H181V97H180ZM216 98H218V97H216ZM220 98H221V97H219L218 99H220ZM225 98H226V97H225ZM225 98H222V99L225 100ZM44 99H45V98H44ZM75 99H76V98H75ZM125 99H126V98H125ZM131 99H132V98H131ZM131 99H129V101H130ZM149 99H150V98H149ZM154 99H155V98H154ZM157 99H158V98H157ZM172 99H173V98H172ZM172 99H171V100H172ZM174 99H175V98H174ZM181 99H182V98H181ZM227 99H228V98H227ZM240 99H241V98H240ZM255 99H256V98H255ZM255 99H253V100H255ZM79 100H80V99H79ZM110 100H111V99H110ZM114 100H115V99H114ZM114 100H113V101H114ZM135 100H136V99H135ZM146 100L148 101V99H146ZM155 100H156V99H155ZM178 100H180V99L178 98ZM182 100H183V99H182ZM46 101H47V99H46ZM93 101H94V100H93ZM125 101H126V100H125ZM136 101H137V100H136ZM136 101H135V105H136L137 102H138V104H139V101H137V102H136ZM152 101H154V100H152ZM165 101H164V102H165ZM168 101H169V99H168ZM191 101H192V100H191ZM216 101H217V100H216ZM218 101H219V100H218ZM218 101H217V102H218ZM221 101H222V100H221ZM36 102H37V101H36ZM58 102H59V101H58ZM61 102H62V101L60 100V104H61ZM78 102H79V101H78ZM84 102H85V101H84ZM95 102H96V100H95ZM95 102H94V103H95ZM110 102H111V101H110ZM127 102H128V101H127ZM131 102H132V101H131ZM154 102H155V101H154ZM222 102H223V101H222ZM227 102H228V101H227ZM31 103H32V102H31ZM41 103H42V101H41ZM62 103H63V102H62ZM85 103H86V102H85ZM121 103H122V102H121ZM124 103H125V102H124ZM133 103H134V102H133ZM156 103H157V101H156ZM166 103H167V102H165L164 104H166ZM179 103H180V102H179ZM225 103H226V102H225ZM229 103H230V102H229ZM33 104H34V102H33ZM127 104H128V103H127ZM150 104H151V102H150ZM154 104H155V103H154ZM157 104H160V103H157ZM226 104H227V103H226ZM34 105H35V104H34ZM57 105H58V104H57ZM67 105H68V104H67ZM67 105H66V106H67ZM82 105H83V107H84L85 104H82ZM119 105H120V104H119ZM121 105H122V104H121ZM123 105H124V104H123ZM123 105H122V106H123ZM130 105H131V103H130ZM145 105H146V104H145ZM161 105H162V104H161ZM223 105H224V103H223ZM31 106H33V105H31ZM35 106H36V105H35ZM64 106H65V105H64ZM80 106H81V105H80ZM95 106H96V105H95ZM125 106H126V105H125ZM128 106H129V105H128ZM154 106H155V105H154ZM174 106H175V108H176V104H174ZM174 106H172L173 109H174ZM180 106H181V104H180ZM180 106H179V107H180ZM57 107H58V106H57ZM129 107H130V106H129ZM140 107H141V105H139V108H140ZM157 107H159V106L157 105L156 108H157ZM170 107H171V105H170ZM179 107H178V108H179ZM205 107H206V106H205ZM55 108H56V107H55ZM102 108H103V107H102ZM124 108H125V107H124ZM124 108H123V109H124ZM134 108H135V107H134ZM152 108H153V107H152ZM162 108H163V106H162ZM165 108L167 109V107H165ZM168 108H169V107H168ZM172 108H171V109H172ZM180 108H181V107H180ZM201 108H204V107L202 106ZM201 108H200V110H201ZM58 109H59V108H58ZM58 109H57V110H58ZM66 109H67V108H66ZM66 109H65V111H66ZM96 109H97V108H96ZM135 109H137V108H135ZM140 109H141V108H140ZM143 109H144V108H143ZM173 109H172V110H173ZM176 109H177V108H176ZM176 109H175V110H176ZM191 109H192V108H191ZM204 109H205V108H204ZM204 109H203V110H204ZM57 110H56V111H57ZM59 110H61V107H60ZM62 110H63V109H62ZM62 110L59 111V112H62ZM101 110H102V109H101ZM103 110H104V109H103ZM137 110H138V109H137ZM137 110H135V111H136L137 113H139ZM141 110H142V109H141ZM153 110H154V108H153ZM169 110H170V108L167 110V112H168ZM175 110H174V111H175ZM181 110H182V109H181ZM192 110H193V109H192ZM205 110H206V109H205ZM31 111H32V110H31ZM68 111H69V110H68ZM68 111H66V112L68 113ZM95 111H96V110H95ZM123 111L125 112V110H123ZM132 111H134V110H132ZM147 111H148V110H147ZM161 111H162V110H161ZM163 111L165 112L164 109H163ZM176 111L178 112V109H177ZM57 112H58V111H57ZM57 112H55V114H56ZM99 112H100V111H99ZM155 112H156V111H155ZM170 112H171V111H170ZM170 112H169V113H170ZM184 112H185V111H184ZM184 112H182V113H184ZM187 112H188V111H187ZM187 112H186V114H188ZM62 113H63V112H62ZM80 113H81V111H80ZM94 113H95V112H94ZM96 113H98V111H97ZM126 113H127V112H126ZM128 113H129V112H128ZM140 113H141V112H140ZM158 113H160V112H158ZM64 114H66V113H64ZM71 114H72V113H71ZM88 114H89V113H88ZM88 114H87V115H88ZM100 114H101V113H100ZM113 114H114V113H113ZM134 114H135V113H134ZM146 114H147V113H146ZM149 114H150V113H149ZM154 114H155V113H154ZM184 114H185V113H184ZM186 114H185V116H186ZM60 115H61V114H60ZM60 115H59V118H60ZM76 115H79V114H76ZM94 115H95V114H94ZM97 115H98V114H97ZM106 115H107V114H106ZM109 115H110V114H109ZM114 115H115V114H114ZM132 115H133V114H132ZM162 115L164 116L163 113H162ZM165 115L167 116L168 114H165ZM171 115L173 116L172 113H170V116H171ZM180 115H181V113H180ZM54 116H55V115H54ZM68 116H69V115H68ZM71 116H72V115H71ZM100 116H101V115H100ZM111 116H112V115H111ZM126 116H127V115H126ZM134 116H138V114H136V115H134ZM145 116H146V115H145ZM148 116H149V115H148ZM181 116H182V115H181ZM185 116H184V117H185ZM187 116L189 117L190 115H187ZM229 116H230V115H229ZM69 117H70V116H69ZM89 117H90V116H89ZM101 117H102V116H101ZM101 117H100V118H101ZM104 117H105V115H104ZM112 117H114V116H112ZM112 117H111V118H112ZM128 117H129V116H127V118H128ZM132 117H133V116H132ZM173 117H174V116H173ZM173 117H169V116H168V118H173ZM184 117H182V118H184ZM78 118H79V117H78ZM108 118H110V117H108ZM124 118H126V117L124 116ZM127 118H126V119H127ZM134 118H135V117H134ZM134 118H133V119H134ZM136 118H137V117H136ZM140 118H141V117H140ZM177 118H178V117H177ZM189 118H190V117H189ZM62 119H64V117H62ZM68 119H69V118H68ZM106 119H107V118H106ZM133 119H130V120L133 121ZM138 119H139V118H138ZM138 119H137V120H138ZM142 119H143V118H142ZM186 119H187V118H186ZM229 119H231V118H229ZM103 120H104V119H103ZM103 120H102V121H103ZM109 120H110V119H108L107 121H109ZM134 120H136V119H134ZM64 121H65V120H64ZM102 121H101V122H102ZM115 121H116V120H115ZM115 121H114V122H115ZM159 121H160V120H159ZM161 121H163V120H161ZM161 121H160V122H161ZM167 121H168V120H167ZM171 121H172V119H171ZM187 121H188V120H187ZM255 121H256V120H255ZM68 122H69V121H68ZM72 122H74V121H72ZM101 122H100V124H101ZM114 122H113V123H114ZM116 122H117V121H116ZM128 122H129V121H128ZM136 122H138V121H136ZM230 122H231V121H230ZM66 123H67V121H66ZM70 123H71V122H69L68 124H70ZM102 123H103V122H102ZM133 123H135V122H133ZM162 123H163V122H162ZM165 123H166V122H165ZM174 123H175V122H174ZM174 123H173V124H174ZM179 123H180V122H179ZM30 124H31V123H30ZM64 124H65V123H64ZM64 124H63V125H64ZM117 124H118V123H117ZM128 124H129V123H128ZM131 124H132V123H131ZM136 124H137V123H136ZM139 124H140V122H139ZM139 124H138V125H139ZM61 125H62V124H61ZM72 125H73V123H72ZM115 125H116V124H115ZM138 125H137V126H138ZM58 126H59V125H58ZM67 126H68V125H67ZM74 126H75V125H74ZM103 126H104V125H103ZM129 126H130V125H129ZM133 126H136V125H133ZM137 126H136V127H137ZM174 126H176V125L174 124ZM125 127H126V126H125ZM163 127H164V126H163ZM63 128H66V127H63ZM117 128H118V127H117ZM131 128H133V127H131ZM159 128H160V127H159ZM165 128H166V126H165ZM233 128H234V126H233ZM70 129H71V127H70ZM124 129H125V128H124ZM124 129H123V130H124ZM137 129H138V128H137ZM176 129H177V128H176ZM62 130H63V129H62ZM72 130H73V129H72ZM113 130H115V129H113ZM120 130H121V129H120ZM127 130H128V129H127ZM129 130H130V128H129ZM162 130H163V128H162ZM227 130H228V129H227ZM255 130H256V129H255ZM103 131H105V130H103ZM108 131L111 132V130H108ZM157 131H158V130H157ZM159 131H160V130H159ZM166 131H167V130H166ZM228 131H229V130H228ZM60 132H61V131H60ZM115 132H116V131H114V133H115ZM123 132H124V131H123ZM123 132H122V133H123ZM130 132H131V131H130ZM160 132H161V131H160ZM68 133H69V132H68ZM116 133H117V132H116ZM124 133H125V132H124ZM139 133H140V132H139ZM158 133H159V132H158ZM63 134H64V133H63ZM65 134H66V133H65ZM111 134H112V133H111ZM118 134H119V133H118ZM131 134H132V133H131ZM137 135H138V134H137ZM141 135H143V134H141ZM144 135H145V134H144ZM58 136H59V134H58ZM65 136H66V135H65ZM87 136H89V135H87ZM109 136H110V135H109ZM111 136H112V135H111ZM173 137H174V136H173ZM128 138H129V137H128ZM86 139H87V137H86ZM109 139H110V138H109ZM138 139H139V137H138ZM57 140H58V139H57ZM78 140H79V139H78ZM87 140H88V139H87ZM99 140H100V139H99ZM129 140H130V139H129ZM174 140H175V139H174ZM81 141H82V140H80V142H81ZM89 141H90V139H89ZM91 141H92V143H93V139H92ZM80 142H79V143H80ZM85 142H86V141H85ZM57 143H58V142H57ZM59 143H60V142H59ZM112 143H113V142H112ZM114 143L116 144V142H114ZM80 144H81V143H80ZM85 144H87V142H86ZM90 144H91V143L88 144L89 147H90ZM103 144H104V143H103ZM140 144H141V143H140ZM144 144H145V143H144ZM60 145H63V144L61 143ZM78 145H79V144H78ZM92 145H93V144H92ZM108 145H109V144H108ZM113 145H114V144H112V146H113ZM122 145H123V144H122ZM85 146H86V145H85ZM123 146H126V144L123 145ZM138 146H139V145H138ZM157 146H158V145H157ZM87 147H88V146H87ZM93 147H94V146H93ZM136 147H137V146H136ZM141 147H142V146H141ZM145 147H146V146H144V148H145ZM149 147H150V146H149ZM79 148H80V145H79ZM126 148H127V147H126ZM144 148H142V149H144ZM152 148H154V147H152ZM113 149H114V148H113ZM139 149H140V148H139ZM139 149H138V150L136 149V150L141 152V149H140V150H139ZM131 150H132V149H131ZM152 151H154V149H153ZM156 151H157V150H156ZM129 152H130V151H129ZM158 152H159V151H158ZM155 153H156V152H155ZM143 155H144V154H143ZM163 155H164V154H163ZM132 156H133V155H132ZM140 156H142V154H141ZM130 158H132V157H130ZM133 158H134V157H133ZM131 161H132V160H131ZM134 161H135V160H133L132 162H134ZM137 164H139V163H137ZM132 165H133V164H132ZM137 167H138V166H137ZM134 175H135V174H134ZM249 186H250V185H249ZM255 187H256V186H255ZM245 189H246V188H245ZM242 190H243V189H242ZM195 192H196V190H195ZM255 194H256V193H255ZM44 203H45V202H44ZM47 214H48V213H47ZM258 228H259V227H258ZM58 233H59V232H58ZM60 235H61V234H60ZM61 250H62V249H61Z\"/></svg>", "mask_w": 264, "mask_h": 264}]
</instances>
